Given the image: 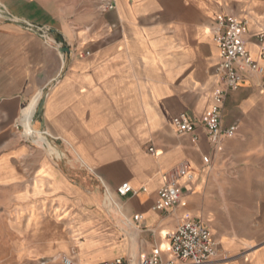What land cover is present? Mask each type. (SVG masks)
I'll return each instance as SVG.
<instances>
[{
  "label": "crops",
  "instance_id": "0c3cea01",
  "mask_svg": "<svg viewBox=\"0 0 264 264\" xmlns=\"http://www.w3.org/2000/svg\"><path fill=\"white\" fill-rule=\"evenodd\" d=\"M112 2L101 11L103 0H0L9 15L0 19V264L138 259L167 248L166 234L184 220L210 228V264H264V136L250 135L264 133L262 76L222 105L223 127L238 125L247 140L226 139L217 151L200 123L220 84L216 20H247V48L263 64L264 0ZM36 99L32 127L47 132L48 150L27 141L19 121ZM183 112L196 126L180 134L173 119ZM228 162L237 167L229 172ZM183 163L194 177L180 179L182 203L156 210ZM242 163L263 173L244 178ZM123 184L135 193L119 196ZM226 197L251 199L230 212Z\"/></svg>",
  "mask_w": 264,
  "mask_h": 264
},
{
  "label": "built area",
  "instance_id": "2783aa9c",
  "mask_svg": "<svg viewBox=\"0 0 264 264\" xmlns=\"http://www.w3.org/2000/svg\"><path fill=\"white\" fill-rule=\"evenodd\" d=\"M102 10L114 9L112 0H103ZM248 21L239 20L230 16H221L216 20L214 27V41L218 48L219 62L216 65V74L220 80L219 86L213 92L214 105L201 124L207 131L209 140L215 150L222 151L226 139L235 138L239 133L238 125L223 127L222 105L230 91L239 89L243 83L253 76H262L264 85V63L255 60L247 48L246 34ZM47 37V34H43ZM260 46L261 59L264 61V36H257ZM88 54V53H87ZM173 125L180 134L190 133L196 126V121L186 112L173 119ZM29 142L42 145L49 149L47 132L44 128L33 130L24 135ZM149 152L155 153L150 147ZM209 163V158H204ZM192 168L183 163L176 168L173 176L158 192L159 202L155 206L158 211L174 209L182 203L183 191L180 179H193ZM130 184H123L117 188V194L126 197L134 194ZM141 215H136L134 221L138 223ZM168 247L155 246L150 255L135 259L117 258L103 264H210L218 255V243L213 237L210 228L201 220H184L179 223L174 232L166 234ZM64 264H75L69 257H63Z\"/></svg>",
  "mask_w": 264,
  "mask_h": 264
},
{
  "label": "rangeland",
  "instance_id": "374dc122",
  "mask_svg": "<svg viewBox=\"0 0 264 264\" xmlns=\"http://www.w3.org/2000/svg\"><path fill=\"white\" fill-rule=\"evenodd\" d=\"M48 7L53 12H55L56 6L54 4L49 5ZM100 10L102 11L101 6H100ZM5 14H6V12H5ZM4 18H5V15L3 17H0V19H4ZM42 30H46V29H42ZM47 36H48V39L49 38H52L50 34H48ZM40 103H41V100H40ZM255 124H262V116L259 117V118L258 117L256 118ZM250 135H252L253 137L261 138L262 139V137L264 136V133L255 132V133L250 134ZM234 139H236V140L238 139L239 141H245V140H247V138L245 137V135L244 134H241V133H238V135ZM235 167H237V166L236 165H232L231 162H228L225 165V168L228 169L229 172L232 171V169L235 168ZM255 168L257 170L259 169V171H261V173H263V166L262 165L256 166V165H248L247 163H242L239 166V169L241 171H243V175L242 176L244 178H248L250 176H255L254 173L252 172L253 170H255ZM230 184H231V181H229V186H228L229 188L231 187ZM253 184H254L253 181H248V180H241L240 181V187L241 188H250V187H252ZM224 199L227 200L228 208H229V210L231 212V208L233 206L238 207V206H242V204L247 205L249 203V201H250L249 199H251V198H248V197H226ZM239 210L241 211L243 209L239 208Z\"/></svg>",
  "mask_w": 264,
  "mask_h": 264
},
{
  "label": "bare ground",
  "instance_id": "6f19581e",
  "mask_svg": "<svg viewBox=\"0 0 264 264\" xmlns=\"http://www.w3.org/2000/svg\"><path fill=\"white\" fill-rule=\"evenodd\" d=\"M4 14L0 12V17H3ZM39 106V103H38V99H36L34 101V103L29 107V105L23 109V115L21 114V118H20V123L22 124V126L25 128V134H28L30 133L31 131H33V119L35 117V114H36V111H37V108Z\"/></svg>",
  "mask_w": 264,
  "mask_h": 264
},
{
  "label": "water",
  "instance_id": "95a60500",
  "mask_svg": "<svg viewBox=\"0 0 264 264\" xmlns=\"http://www.w3.org/2000/svg\"><path fill=\"white\" fill-rule=\"evenodd\" d=\"M5 17L9 18V15L5 14ZM27 27L35 28L36 30L41 31L42 34L45 33L47 35L54 32V31H51L49 29L42 30L41 28H37V27H34V26H30V25H27ZM60 52L63 53L64 55H69V54H71V48L68 45H64V46L60 47ZM42 106H43V103H40L39 106H38V110H37L38 114L41 113ZM132 260L134 261L135 259H132Z\"/></svg>",
  "mask_w": 264,
  "mask_h": 264
}]
</instances>
